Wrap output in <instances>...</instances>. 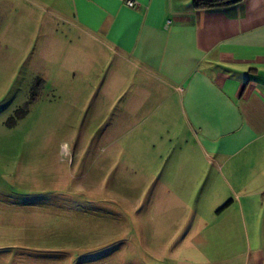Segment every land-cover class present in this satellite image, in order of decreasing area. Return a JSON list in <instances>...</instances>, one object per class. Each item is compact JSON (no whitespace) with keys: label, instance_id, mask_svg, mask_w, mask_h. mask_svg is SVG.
<instances>
[{"label":"rangeland","instance_id":"374dc122","mask_svg":"<svg viewBox=\"0 0 264 264\" xmlns=\"http://www.w3.org/2000/svg\"><path fill=\"white\" fill-rule=\"evenodd\" d=\"M68 2L0 0V264H251L249 221L159 207L147 96Z\"/></svg>","mask_w":264,"mask_h":264},{"label":"crops","instance_id":"0c3cea01","mask_svg":"<svg viewBox=\"0 0 264 264\" xmlns=\"http://www.w3.org/2000/svg\"><path fill=\"white\" fill-rule=\"evenodd\" d=\"M69 1L80 31L123 64L125 88L147 96L134 109L148 108L140 122L157 132L146 171L159 177V207L198 209L199 224L247 220L264 242V0L214 10L193 0ZM250 257L264 264V245Z\"/></svg>","mask_w":264,"mask_h":264},{"label":"trees","instance_id":"16d2710c","mask_svg":"<svg viewBox=\"0 0 264 264\" xmlns=\"http://www.w3.org/2000/svg\"><path fill=\"white\" fill-rule=\"evenodd\" d=\"M242 1L243 0H193L192 2L194 8L197 10H204V9L214 10V9L234 5ZM127 5H128V1H127Z\"/></svg>","mask_w":264,"mask_h":264},{"label":"built area","instance_id":"2783aa9c","mask_svg":"<svg viewBox=\"0 0 264 264\" xmlns=\"http://www.w3.org/2000/svg\"><path fill=\"white\" fill-rule=\"evenodd\" d=\"M128 5H129V7L133 8V9H138V7H139V5L134 1H128Z\"/></svg>","mask_w":264,"mask_h":264}]
</instances>
